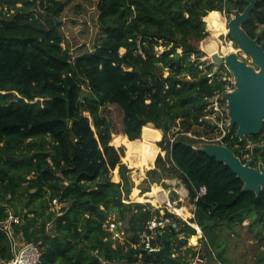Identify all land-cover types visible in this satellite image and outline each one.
Listing matches in <instances>:
<instances>
[{"label":"trees","instance_id":"obj_1","mask_svg":"<svg viewBox=\"0 0 264 264\" xmlns=\"http://www.w3.org/2000/svg\"><path fill=\"white\" fill-rule=\"evenodd\" d=\"M75 1L0 0V261L14 254L5 225L24 242L39 244L40 264H190L189 256L199 253L189 245L197 233L191 224L167 208L163 214V208L130 201L132 169L122 160L124 149L111 144L108 107L114 105L130 140L149 123L162 138L166 154L147 171L140 194L155 183L169 189L166 179L180 180L195 205L190 221L204 232L206 253L200 255L230 264L218 239L247 219L264 239V190L259 197L244 192L243 180L187 133L204 125L205 97L226 88V81L207 75L214 65L203 60L199 45L209 35L204 18L215 10L243 11L247 3L98 0L97 43L76 53L64 31V12ZM263 23L264 0H256L243 28L264 41ZM235 135L231 130L225 142L232 146V136L239 142ZM202 185L207 193L196 199ZM170 193L177 201L178 192ZM163 217L170 223L157 229L153 243L166 240L170 256L179 252L175 262L143 248L148 223ZM111 222L121 223L124 244H115Z\"/></svg>","mask_w":264,"mask_h":264},{"label":"rangeland","instance_id":"obj_2","mask_svg":"<svg viewBox=\"0 0 264 264\" xmlns=\"http://www.w3.org/2000/svg\"><path fill=\"white\" fill-rule=\"evenodd\" d=\"M97 2L98 0H88V1H82V0H77L73 2L71 5H69L64 12V20L66 21V26L64 27V31L66 36L68 37L70 43L73 45L72 49L76 53H82L85 51H90L93 50L95 44L97 43L98 35H99V25H98V10H97ZM80 4L82 6V10L77 9V5ZM7 10V6L4 5V11ZM223 18L225 19L226 27L228 30V21L233 17V14L227 15L226 13L220 12ZM264 28V23L260 24V29ZM208 29V27H207ZM209 30V29H208ZM200 48L202 51L205 52V56L203 57V60L207 62H212L211 60V55L213 52H219L220 54H228L230 52H239V55H244V57L247 59L249 58L248 55L243 52L242 50H238V45L237 43L234 42L232 37L228 34V31L225 33H222L218 36L214 35L212 31L209 30V35L200 42ZM232 48V50H231ZM159 51L163 50V47H158L157 48ZM234 49V50H233ZM223 52V53H222ZM242 59V57L240 56ZM251 58V57H250ZM252 61V58H251ZM253 62V61H252ZM210 101L206 107V113L208 112L207 110L209 109L210 106ZM109 110V116L110 120L112 121L113 124V138L117 135H124L129 139V136L123 132V114L121 110L114 105H110L108 107ZM211 114L215 116V112L213 113L212 110ZM108 116V117H109ZM223 117L219 114L217 116V119L220 121ZM225 118V117H224ZM151 124V123H149ZM229 124V123H228ZM227 124V126H228ZM154 126V124H152ZM206 125V124H204ZM199 126L197 127V135L192 134L195 137H198L199 143H209L207 141H204L202 138H210V137H218L217 135H221V133L215 128L213 129L212 132H207L205 129L206 126ZM210 126V125H209ZM226 126V129L228 128ZM178 130V129H177ZM156 134V133H155ZM155 134L151 136L152 139L155 140V147L158 149V152L156 154V157H158L159 154L162 156H165L166 152L162 151L160 146H159V141L157 138H155ZM188 136L192 137L187 133ZM143 135V130L141 133V136L137 139L131 140V141H137L141 140ZM163 135V132H162ZM203 136V137H201ZM194 138V137H193ZM130 140V139H129ZM113 141V139H112ZM111 141V144H113ZM219 143V142H215ZM114 145V144H113ZM116 146V145H114ZM117 148H123L124 149V156L122 158L123 162L128 165L131 171V178L134 181V188H138L140 191L141 189L139 188L140 184L142 181L146 178L147 171L155 167V160L152 168H146L142 172L140 169H138L139 164L135 163L136 168L132 167L129 163V161L125 160L126 156V147L123 145L116 146ZM139 170V171H138ZM139 177V178H138ZM113 180L118 181L119 176H118V169L115 170L114 175H113ZM165 182L169 185V189L164 188L162 185L160 187L163 189L159 193V199L160 202L156 203L153 205L151 202H142V203H150L153 207L155 208H163L162 213L164 214L165 210V201L167 199H170L171 197V190H175L176 192L181 191V189L186 188L182 182L176 178L174 179H166ZM154 185L158 184H153L151 188ZM133 188V189H134ZM183 191V190H182ZM141 193V192H140ZM179 193V192H178ZM181 194V192L179 193ZM182 199L180 200V195L178 200H180V204L184 205L186 207V211H189L191 214L188 217H181L182 220L190 222L191 224H196L192 223L190 219L192 218V213H193V202L189 199V197H186L185 194H182ZM167 196V197H166ZM162 197V198H161ZM166 199V200H165ZM130 201L132 202H138L133 199V194L130 196ZM162 201V202H161ZM59 207V206H58ZM252 220V219H251ZM251 220H246L243 222L241 225H233L230 229H225L223 230V233L220 235V238L218 239V243L222 244V247L224 248V256L230 261V264H264V239L261 240L260 236H257V233L259 232V229L255 226H252L250 224ZM177 227V223H172V225H175ZM192 225V226H193ZM196 228L195 226H193ZM196 236L198 237L196 244L192 243L191 238H189V245L194 246L196 250L199 251V255L203 251V254L206 253L205 250L202 248V242L201 238L204 236V232L201 229V232L196 228ZM264 235V231H263ZM262 236V235H261ZM16 237V236H15ZM19 237V236H18ZM125 241H123L124 243ZM20 243L17 238L15 241V244ZM120 243L115 240V244ZM16 246V245H15ZM218 249V248H217ZM214 251H216V248H214ZM179 254L178 251L175 252L172 256L176 257ZM195 256H189L188 260L190 263H192L193 258ZM207 261L208 264H225L221 263L218 259H212L210 256L205 254L204 257Z\"/></svg>","mask_w":264,"mask_h":264},{"label":"water","instance_id":"obj_3","mask_svg":"<svg viewBox=\"0 0 264 264\" xmlns=\"http://www.w3.org/2000/svg\"><path fill=\"white\" fill-rule=\"evenodd\" d=\"M242 1L246 2L247 6L243 11H233V17L227 24L228 34L239 48L252 58L253 65H248L237 52L225 55L214 52L211 60L217 65H227L234 75L233 90L223 94L227 101L226 109L229 116L227 127L232 130L237 126L236 136L244 139L247 134L258 133L264 125V47L243 28V24L251 17L256 0ZM256 147L264 149V144ZM197 148L230 167L236 176L243 180L244 192H255L258 197L261 195L264 190L263 166L257 169L251 167L249 162L244 164L233 150L223 143H200ZM172 227H176V224ZM167 251L168 245L165 240L161 249L151 254L175 262L176 258L170 256Z\"/></svg>","mask_w":264,"mask_h":264},{"label":"built area","instance_id":"obj_4","mask_svg":"<svg viewBox=\"0 0 264 264\" xmlns=\"http://www.w3.org/2000/svg\"><path fill=\"white\" fill-rule=\"evenodd\" d=\"M213 63L214 67L213 69L207 74L208 77L210 78L209 81L214 80L216 77H218L219 79H222L223 81H226V88L223 91H217L215 92V94L211 97H205L208 101H210V106L209 109L207 110L208 112L201 116L199 118V121L202 122L203 124L206 125H210L212 127L215 128V130L217 129L221 135H217L218 137H210V138H204L202 139L204 141H207L209 143H215V142H219V143H223L225 134H226V126L229 123V116H228V111L226 109V99L223 97V94L225 92H229L232 91L235 85V78L234 75L232 74V72L230 71L229 67L227 65H217L214 62ZM214 113L215 112V116H213L211 114V111ZM221 115L223 118L219 121L217 119L218 115ZM225 117V118H224ZM189 135H191L194 138V135H192L191 133H189ZM207 193V188L205 185H202L198 190H197V198L198 199L200 196L205 195ZM180 200L177 201H172L171 199H167L165 201V208H167V210L173 214H176L177 216H179L180 218L183 217L182 215L178 214V209H183L186 208L184 205H181L179 203ZM194 205V204H193ZM195 209V205L193 208V211ZM191 214V213H190ZM192 215L194 216V213H192ZM192 216V217H193ZM13 220L15 222H19L18 217H10V221ZM186 222H188V220H186ZM170 223V219L169 218H161V219H157L154 218L152 219L149 223H148V232H145L142 235V244H143V248L146 252L148 253H152L156 250L161 249L162 246H158L155 245L153 243V240L155 239L156 235H157V229L159 227H164L166 225H168ZM189 224H191L190 222H188ZM121 223H117V222H111L109 225V230L112 231V237L114 240L120 242V244H124L123 241H125L126 239V234L125 231L122 227H120ZM193 225V224H191ZM2 225L0 224V228ZM194 226V225H193ZM196 227V226H195ZM4 228L7 230V234L10 236L12 243H13V257L12 259L5 263V264H40L41 262V258H42V250L41 247L39 246V244L34 243V242H21L18 244H15L16 241V237L14 235V231L11 228V226H7L5 225ZM197 230L199 232H201V229L196 227ZM16 245V246H15ZM3 264V263H2ZM190 264H208L206 259L204 257H202L201 255H199V253L197 255H195V257L193 258L192 263Z\"/></svg>","mask_w":264,"mask_h":264},{"label":"bare ground","instance_id":"obj_5","mask_svg":"<svg viewBox=\"0 0 264 264\" xmlns=\"http://www.w3.org/2000/svg\"><path fill=\"white\" fill-rule=\"evenodd\" d=\"M204 19L207 22L208 29L212 31L214 35L218 36L228 31L226 27L225 19L223 18V16L219 11L215 10L209 12V14ZM155 133H156L155 127L152 124H150L143 129V136L141 140L131 141L124 135L122 136L117 135L113 138V144L116 146L119 145L125 146L126 159H128L131 163L134 164L138 163L139 164L138 169H140V171L142 172L146 168H152L154 164V160L158 152V149L155 147L156 146L155 140L152 139L151 136L154 135ZM162 190L163 189L160 187V184L154 185L149 192H146L144 194H140V190L138 188H134L132 191L133 199L138 202H146V201L150 203L152 202L154 205L160 202L159 193ZM178 214L182 215L183 217H188L190 215V212L186 211V208H183V209H178ZM194 226L200 228L197 224H194ZM197 238L198 237L196 235H193L191 238L192 243L196 244L198 240Z\"/></svg>","mask_w":264,"mask_h":264},{"label":"flooded vegetation","instance_id":"obj_6","mask_svg":"<svg viewBox=\"0 0 264 264\" xmlns=\"http://www.w3.org/2000/svg\"><path fill=\"white\" fill-rule=\"evenodd\" d=\"M259 31H261V29ZM253 38H257L258 42L260 44H262L264 47V41L263 40L261 41L258 37H253ZM238 49H240V48L238 47ZM239 56H241L242 60H244L248 65H253V62L251 61V58L249 57V55H248L249 58H247V59L244 57V55L243 56L239 55ZM256 68L258 69V67H256ZM233 129L236 130L237 126H234ZM230 131L231 130H229L228 128L226 129L225 137L228 135V133ZM225 137L223 140V144L229 146L233 150L235 155H237L244 164L249 162L251 167L257 168V169H259L260 166L264 167V149H260V148L256 147V145H263L264 144V125L258 133L247 134L246 138H244V139L238 138L236 136V138L238 139L239 142H234V137L232 136V138H231L232 144H233L232 146H230L228 143L225 142Z\"/></svg>","mask_w":264,"mask_h":264},{"label":"crops","instance_id":"obj_7","mask_svg":"<svg viewBox=\"0 0 264 264\" xmlns=\"http://www.w3.org/2000/svg\"><path fill=\"white\" fill-rule=\"evenodd\" d=\"M152 124V123H151ZM162 131V130H161ZM183 190V191H182ZM179 193L181 192V194H179L180 195V200L182 199V194H185L186 195V197H188V190L186 189V188H183V189H181V191H178ZM19 236V237H18ZM18 236H16V238H17V240L21 243V242H24L23 241V239H22V237L20 236V235H18ZM0 264H2V262L0 261Z\"/></svg>","mask_w":264,"mask_h":264}]
</instances>
